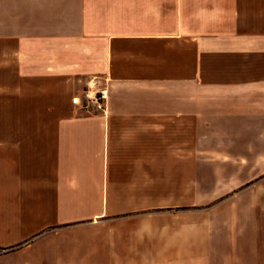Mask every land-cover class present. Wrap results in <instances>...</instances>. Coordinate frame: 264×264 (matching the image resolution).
Returning a JSON list of instances; mask_svg holds the SVG:
<instances>
[{"label":"crops","instance_id":"obj_1","mask_svg":"<svg viewBox=\"0 0 264 264\" xmlns=\"http://www.w3.org/2000/svg\"><path fill=\"white\" fill-rule=\"evenodd\" d=\"M36 11L81 25L0 34V247H15L0 264H211V219L182 211L189 163L192 191L221 196L213 177L234 181L235 145L189 142V122L241 119L240 165L256 169L246 183L264 176V0H38ZM114 21L119 31L88 27ZM90 83L108 91L104 112L72 104ZM210 90L219 113L204 110ZM85 221L98 232L76 237Z\"/></svg>","mask_w":264,"mask_h":264},{"label":"rangeland","instance_id":"obj_2","mask_svg":"<svg viewBox=\"0 0 264 264\" xmlns=\"http://www.w3.org/2000/svg\"><path fill=\"white\" fill-rule=\"evenodd\" d=\"M38 0H0V34L1 33H18L24 30L33 32L42 29L51 30L58 28L65 32L78 31L80 22L78 20L68 23L57 21H40L36 17V3ZM49 5V2H47ZM53 10L60 13L61 9L58 5L49 6ZM111 14L119 13V5L109 7ZM78 14V12H76ZM39 24L41 27H39ZM38 26V27H37ZM88 27L93 30H107L109 32L119 31V22H94L88 23ZM97 44L103 45L104 42L96 41ZM95 42V43H96ZM95 83H90L91 87ZM188 110L195 111V87L188 85ZM97 90L98 88H94ZM173 93L175 89L171 87ZM211 90L205 93L204 110L207 112L219 113L223 109V105L215 97H211ZM208 96V98H206ZM218 98V96L216 95ZM209 110V111H208ZM188 128L189 142H219L227 145L230 142L235 145V150H230L237 158L235 162L236 173L234 181L231 184L224 183L222 169L221 175L217 173L213 178H217L214 184L217 193L221 196H202L195 194L192 189L196 187L195 164L189 163V194L187 198V206L182 208L183 212L190 215H205L211 220V228L214 234L213 244L219 248L216 255L213 256L211 264H264V176L256 180V182L246 183L247 179L255 173V167L251 171L244 169L240 162L243 163V149L241 148L242 136H238L239 121L237 118L227 117H210L205 118L204 128L196 130L195 118H191ZM202 123V119H199ZM207 126V128H205ZM0 127H3V119H0ZM3 136V134H0ZM193 152H195L193 150ZM222 152V151H221ZM227 152V151H223ZM195 157L194 153L190 154ZM221 157V156H218ZM211 170V167L208 170ZM231 168L225 170L230 172ZM210 172V171H209ZM212 174L204 176V179L210 180ZM201 178V177H199ZM231 179V176H230ZM219 180V181H218ZM201 181H198V183ZM213 183V182H212ZM193 194V195H192ZM158 212V211H156ZM121 216H112L107 220L113 221ZM77 226L76 237L89 236L91 233L98 232L99 228H93L90 222H80ZM32 232V231H31ZM40 236L38 230H34L28 241ZM59 237L67 238L66 231ZM12 240V236L6 237L3 241ZM262 243V246L259 244ZM222 245L226 246V251H221ZM262 250V251H261ZM260 252H262V257ZM226 254V255H225Z\"/></svg>","mask_w":264,"mask_h":264},{"label":"built area","instance_id":"obj_3","mask_svg":"<svg viewBox=\"0 0 264 264\" xmlns=\"http://www.w3.org/2000/svg\"><path fill=\"white\" fill-rule=\"evenodd\" d=\"M88 85L82 95L72 98V104L85 113H94L97 111H105L107 109L108 91L105 89H97Z\"/></svg>","mask_w":264,"mask_h":264},{"label":"trees","instance_id":"obj_4","mask_svg":"<svg viewBox=\"0 0 264 264\" xmlns=\"http://www.w3.org/2000/svg\"><path fill=\"white\" fill-rule=\"evenodd\" d=\"M14 249L15 247H7V248L0 247V255L12 252Z\"/></svg>","mask_w":264,"mask_h":264}]
</instances>
